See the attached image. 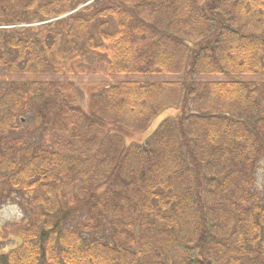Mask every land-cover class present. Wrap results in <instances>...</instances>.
I'll return each mask as SVG.
<instances>
[{
  "label": "trees",
  "instance_id": "16d2710c",
  "mask_svg": "<svg viewBox=\"0 0 264 264\" xmlns=\"http://www.w3.org/2000/svg\"><path fill=\"white\" fill-rule=\"evenodd\" d=\"M76 50L179 81L98 87L82 109L44 79L72 74ZM262 161L264 0H0V195L34 207L0 264H264Z\"/></svg>",
  "mask_w": 264,
  "mask_h": 264
},
{
  "label": "rangeland",
  "instance_id": "374dc122",
  "mask_svg": "<svg viewBox=\"0 0 264 264\" xmlns=\"http://www.w3.org/2000/svg\"><path fill=\"white\" fill-rule=\"evenodd\" d=\"M35 23L33 25H39ZM68 61L72 67V74L66 76H50L44 78L45 80L67 82L71 87V94L73 95L76 105L82 109L86 108V104L94 93L93 91L98 87L110 86L120 81H134L143 83H154L179 81L178 76L168 75H110L106 71L105 61L102 56L85 52L83 50L74 51ZM42 79V78H38ZM201 79V78H200ZM228 78L224 76H208L202 78V81L224 82ZM244 81L262 82L259 76L244 77ZM178 108L166 109L157 115L148 127L140 132H132L125 136L124 142L126 146L131 144H143L146 139L157 129L160 123L167 119L173 118L178 114ZM23 121L21 123V132L29 133V139L35 143L48 144L51 135L48 132H40L36 129L38 121L31 116H20ZM253 190L260 195L264 200V162H259L254 172ZM25 195L24 192L13 190L5 192L0 195V254L8 252L10 249L19 244V239L15 235L18 227L23 225L29 217L34 214V207L31 206L29 199L32 197ZM129 216H124L125 221Z\"/></svg>",
  "mask_w": 264,
  "mask_h": 264
}]
</instances>
